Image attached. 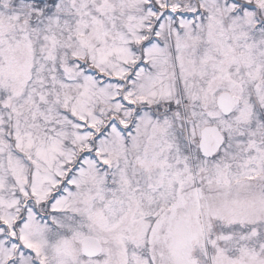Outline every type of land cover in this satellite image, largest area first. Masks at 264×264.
<instances>
[{"label":"snow or ice","instance_id":"1","mask_svg":"<svg viewBox=\"0 0 264 264\" xmlns=\"http://www.w3.org/2000/svg\"><path fill=\"white\" fill-rule=\"evenodd\" d=\"M0 264H264V0H0Z\"/></svg>","mask_w":264,"mask_h":264}]
</instances>
